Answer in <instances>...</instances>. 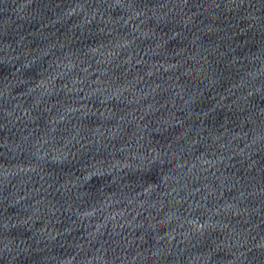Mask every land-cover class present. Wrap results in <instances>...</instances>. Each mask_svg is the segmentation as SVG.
<instances>
[{"label":"water","instance_id":"95a60500","mask_svg":"<svg viewBox=\"0 0 264 264\" xmlns=\"http://www.w3.org/2000/svg\"><path fill=\"white\" fill-rule=\"evenodd\" d=\"M0 264H264V0H0Z\"/></svg>","mask_w":264,"mask_h":264}]
</instances>
